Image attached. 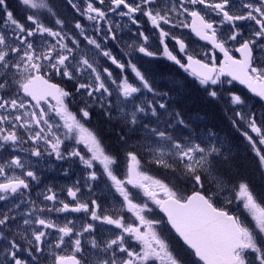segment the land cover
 Instances as JSON below:
<instances>
[{
	"label": "snow or ice",
	"instance_id": "6c2138e0",
	"mask_svg": "<svg viewBox=\"0 0 264 264\" xmlns=\"http://www.w3.org/2000/svg\"><path fill=\"white\" fill-rule=\"evenodd\" d=\"M17 4L23 20L0 0V264H264V191L146 67L167 60L179 90L191 77L222 105L264 178V0H64L71 20ZM77 161L73 182L44 181Z\"/></svg>",
	"mask_w": 264,
	"mask_h": 264
},
{
	"label": "trees",
	"instance_id": "16d2710c",
	"mask_svg": "<svg viewBox=\"0 0 264 264\" xmlns=\"http://www.w3.org/2000/svg\"><path fill=\"white\" fill-rule=\"evenodd\" d=\"M148 70L155 76L157 89L161 92H169L174 97L170 104L181 111L185 119L189 120L197 131L211 127L227 141L226 151H230L233 171H238L240 177L248 179L258 191H264V178L257 170L252 154L246 147V142H242L238 134L235 138L231 137L230 125L223 106L208 102L198 90V85L190 77L184 80L185 88L179 90L171 81L180 80L185 74L168 61L161 59L154 61L148 65ZM108 143L111 144L110 141Z\"/></svg>",
	"mask_w": 264,
	"mask_h": 264
},
{
	"label": "rangeland",
	"instance_id": "374dc122",
	"mask_svg": "<svg viewBox=\"0 0 264 264\" xmlns=\"http://www.w3.org/2000/svg\"><path fill=\"white\" fill-rule=\"evenodd\" d=\"M76 104L80 105L79 97L77 98ZM52 163L53 165H57L58 162L53 161ZM66 167H68V165H66ZM79 167H80L79 169H82L80 164H79ZM79 169H77L76 167H71V176L66 178L63 175H60V168L57 166L55 171H52V170L44 171L43 179L44 181H46V183H55L59 188L60 185H63L65 183H71L73 182V180H75L76 177H79V174L81 173ZM72 175H75V176L72 177ZM96 193L101 198V200L106 199V194L102 192L100 187L96 188Z\"/></svg>",
	"mask_w": 264,
	"mask_h": 264
},
{
	"label": "flooded vegetation",
	"instance_id": "af4514ba",
	"mask_svg": "<svg viewBox=\"0 0 264 264\" xmlns=\"http://www.w3.org/2000/svg\"><path fill=\"white\" fill-rule=\"evenodd\" d=\"M53 3H55V4H57L58 6H59V10H60V12L62 13V15H64V16H66L69 20H71L72 19V15H73V13H72V10L70 9V8H65L64 6H63V3H64V0H53ZM9 7H10V5H9ZM11 8H12V10L14 11V13L17 15V17L19 18V19H21V20H23L24 19V17H23V14H22V12H21V9H20V7L18 6V4H17V0H13V4H12V6H11ZM85 23H87L86 21H85ZM150 27V26H149ZM186 31V30H185ZM158 43V42H157ZM117 51H118V49H117ZM92 120V119H91ZM90 120V121H91ZM90 129H94V127H92V126H88ZM82 172H83V169H81V173L79 174V176H81L82 175ZM74 181V180H73ZM82 183H83V181H82ZM98 187H100V189L102 190L103 188H104V185H103V183L101 182V183H99L98 184ZM38 190V189H37ZM37 190H34L33 192H32V196H33V198H35V196H36V191ZM86 191V190H85ZM72 216H80V217H83V213H80V214H71Z\"/></svg>",
	"mask_w": 264,
	"mask_h": 264
},
{
	"label": "bare ground",
	"instance_id": "6f19581e",
	"mask_svg": "<svg viewBox=\"0 0 264 264\" xmlns=\"http://www.w3.org/2000/svg\"><path fill=\"white\" fill-rule=\"evenodd\" d=\"M8 2H10V0H8ZM116 132H117V130L111 134V138H112L111 144L112 145L115 144V140H116V135L115 134H116Z\"/></svg>",
	"mask_w": 264,
	"mask_h": 264
},
{
	"label": "water",
	"instance_id": "95a60500",
	"mask_svg": "<svg viewBox=\"0 0 264 264\" xmlns=\"http://www.w3.org/2000/svg\"><path fill=\"white\" fill-rule=\"evenodd\" d=\"M239 87H241V88H243L244 90H246L247 91V89H245L242 85H239V84H237ZM250 94V93H249ZM251 95V94H250Z\"/></svg>",
	"mask_w": 264,
	"mask_h": 264
}]
</instances>
